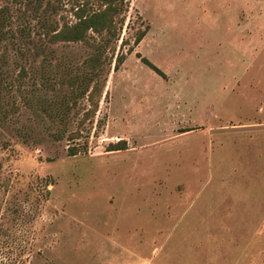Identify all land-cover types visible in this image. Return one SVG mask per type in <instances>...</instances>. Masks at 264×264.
Masks as SVG:
<instances>
[{"label":"rangeland","instance_id":"374dc122","mask_svg":"<svg viewBox=\"0 0 264 264\" xmlns=\"http://www.w3.org/2000/svg\"><path fill=\"white\" fill-rule=\"evenodd\" d=\"M0 5V264H264V0Z\"/></svg>","mask_w":264,"mask_h":264},{"label":"trees","instance_id":"16d2710c","mask_svg":"<svg viewBox=\"0 0 264 264\" xmlns=\"http://www.w3.org/2000/svg\"><path fill=\"white\" fill-rule=\"evenodd\" d=\"M4 0H0L2 2ZM105 3V7L103 9H99L97 11H93L89 13L86 11L83 6H79L77 9V18L78 20L72 25H65L63 28L57 30L56 28H52L44 32L48 41L55 42L57 40H69V41H79L83 40L86 37V33L88 30H93L95 32H112L114 31L115 24L113 15L120 11V8L124 1L126 0H103ZM10 8L7 5H0V41L2 37L5 35L3 31V27L9 21L10 18ZM20 33H25V27L22 26L19 28ZM143 37V32L140 33L135 38V43L137 44L141 38ZM133 48H128V51L131 52ZM136 55L140 57V59L148 65L152 70H154L159 75H164L162 70L153 64L146 57L141 56L138 52ZM125 57V53H120L117 55V63L115 67L119 63H122ZM2 85V80L0 78V86ZM95 111V110H94ZM123 144H125L124 140H121ZM125 148V145L119 146L118 144L114 145L113 149ZM70 154H75L76 150L74 148L69 149Z\"/></svg>","mask_w":264,"mask_h":264},{"label":"crops","instance_id":"0c3cea01","mask_svg":"<svg viewBox=\"0 0 264 264\" xmlns=\"http://www.w3.org/2000/svg\"><path fill=\"white\" fill-rule=\"evenodd\" d=\"M235 47V46H234Z\"/></svg>","mask_w":264,"mask_h":264}]
</instances>
